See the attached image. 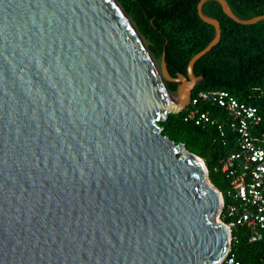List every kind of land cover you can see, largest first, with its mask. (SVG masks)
Segmentation results:
<instances>
[{
	"label": "water",
	"instance_id": "1",
	"mask_svg": "<svg viewBox=\"0 0 264 264\" xmlns=\"http://www.w3.org/2000/svg\"><path fill=\"white\" fill-rule=\"evenodd\" d=\"M159 71L115 0H0V264H219L203 160L161 134L200 81ZM165 82L177 85L175 98ZM181 153V157L176 154Z\"/></svg>",
	"mask_w": 264,
	"mask_h": 264
},
{
	"label": "trees",
	"instance_id": "2",
	"mask_svg": "<svg viewBox=\"0 0 264 264\" xmlns=\"http://www.w3.org/2000/svg\"><path fill=\"white\" fill-rule=\"evenodd\" d=\"M130 15L137 33L147 42L149 53L160 59L163 53L165 69L170 78L185 75L192 56L211 41L213 28L203 23L196 14L199 0H116ZM230 11L241 20L264 15V0H224ZM212 4L203 15L216 20L220 27L219 42L197 60L192 73L200 81L191 96L198 91L224 90L241 102L248 101L258 108L264 122V21L253 25H239L227 18L218 4ZM205 4V3H204ZM203 4V5H204ZM203 7V6H202ZM169 93L177 85L165 83ZM253 89L261 91L252 92ZM161 134L204 161L207 178L218 191L224 189L222 178L212 172L216 161L224 156L226 147L216 140V132L209 127H195L183 122V112L170 114L158 125ZM264 128V124L262 125ZM238 264L264 263V233L256 243L241 238L231 247Z\"/></svg>",
	"mask_w": 264,
	"mask_h": 264
},
{
	"label": "built area",
	"instance_id": "3",
	"mask_svg": "<svg viewBox=\"0 0 264 264\" xmlns=\"http://www.w3.org/2000/svg\"><path fill=\"white\" fill-rule=\"evenodd\" d=\"M252 92L261 95L258 89ZM252 98L249 93L241 102L224 90L198 91L190 94L181 111L183 122L214 129L215 139L227 148L212 168L225 183L222 191L212 186L219 198L213 220L227 234L219 264H238L231 247L241 238L256 243L264 233V122L258 108L248 102Z\"/></svg>",
	"mask_w": 264,
	"mask_h": 264
},
{
	"label": "rangeland",
	"instance_id": "4",
	"mask_svg": "<svg viewBox=\"0 0 264 264\" xmlns=\"http://www.w3.org/2000/svg\"><path fill=\"white\" fill-rule=\"evenodd\" d=\"M115 2H116V4H117V6L119 7V9L123 12V14L125 15V17L127 18V20L129 21V23L132 25V27L135 29V27H134V25H133V23H132V21H131V19H130V15L128 14V13H125L124 11H123V9H122V3H120V2H117L116 0H115ZM212 7V4H209V3H205L204 5H203V11H205V12H208L209 10H210V8ZM136 30V29H135ZM137 32V31H136ZM139 35V34H138ZM139 38H140V40H141V43H142V45H143V47L146 49V51H147V53H148V55H149V57H150V59H151V62H152V64H153V66L155 67V69H156V71L158 72L159 71V58H156L154 55H152L151 53H149V51H148V49H147V42L139 35ZM166 83V82H165ZM170 94V96L172 97V98H175V92L174 93H169ZM160 123V122H159ZM159 123H157V126L159 125ZM158 128H160L159 126H158ZM160 129H162V128H160ZM176 156L177 157H181L182 156V154L181 153H177L176 154ZM200 159V158H199ZM208 179V178H207ZM208 182H209V180H208ZM210 183V182H209Z\"/></svg>",
	"mask_w": 264,
	"mask_h": 264
}]
</instances>
